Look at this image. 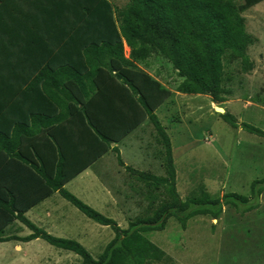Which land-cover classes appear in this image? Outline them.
Masks as SVG:
<instances>
[{
	"label": "trees",
	"instance_id": "trees-1",
	"mask_svg": "<svg viewBox=\"0 0 264 264\" xmlns=\"http://www.w3.org/2000/svg\"><path fill=\"white\" fill-rule=\"evenodd\" d=\"M29 1L0 0V242L41 238L80 255L81 264H151L167 255L147 234L164 230L169 219L186 229L196 216L218 219L225 206L256 207L251 197L264 192V177L253 181L250 197L231 192L212 198L199 185L182 199L172 141L156 111L177 92L219 103L232 96V63L239 61L246 73L254 68L248 50L255 41L244 12L264 0H128L121 8L110 0H36L40 9ZM158 57L180 78L174 91L147 70ZM223 116L239 126L230 113ZM147 119L164 147V155L156 151L164 175L125 166L117 147ZM110 150L150 202L127 228L65 189ZM56 192L113 229L98 258L78 240L52 235L27 217ZM16 222L33 233L5 236Z\"/></svg>",
	"mask_w": 264,
	"mask_h": 264
},
{
	"label": "rangeland",
	"instance_id": "rangeland-1",
	"mask_svg": "<svg viewBox=\"0 0 264 264\" xmlns=\"http://www.w3.org/2000/svg\"><path fill=\"white\" fill-rule=\"evenodd\" d=\"M127 1L123 0L122 3ZM244 16L246 29L255 41L248 50L254 68L246 73L242 71L239 61L232 63L228 69V86L233 92L232 96L219 103L207 95L178 92L156 111L172 141L178 192L182 199L199 185H205L212 198L231 192L250 197L253 181L264 177V136L250 132L243 125L250 124L264 130V1L245 11ZM155 60H160L161 64L174 71L172 64L165 58L158 57ZM155 60L154 64L159 67ZM164 82L175 90L180 78L174 73ZM217 107L233 115L239 126L234 127L227 122L224 113L217 111ZM149 126L152 127V133L146 128L144 133H138V137L136 135L120 144L123 158L130 165H137L145 157L146 164H151L147 165L148 170L164 175L165 168L161 160L164 147L156 142L159 135L151 121H148ZM158 149L163 154L162 157L156 155L154 161L152 151L156 153ZM111 155L118 166V155L115 152ZM127 174H130L129 171ZM136 181L140 183L137 178ZM138 185L141 186V183ZM131 192H135L134 198H128L124 203L118 204L117 198L114 205L108 200L99 202V210L117 221L122 228H127L130 221L150 205L147 198L143 200L135 191V187ZM56 195L63 204L53 207L52 199L51 209L57 207L63 212L67 216L65 221L62 217L52 220L37 216L35 212L44 209L43 205L32 209L27 217L52 235L78 240L94 258H98L114 238L113 229L96 223L66 198ZM167 196L166 193L158 199L163 202ZM250 203L256 207L247 210V206L243 205L225 206L218 219L210 216L193 217L186 229L173 218L169 219L164 230L147 234L167 255L162 262L151 264H264V192L259 199L252 196ZM157 206L159 204L155 203L153 208ZM32 233L31 228L16 222L7 228L5 236L15 234L25 237ZM81 262L80 255L52 246L41 238L30 242H0V264Z\"/></svg>",
	"mask_w": 264,
	"mask_h": 264
},
{
	"label": "crops",
	"instance_id": "crops-1",
	"mask_svg": "<svg viewBox=\"0 0 264 264\" xmlns=\"http://www.w3.org/2000/svg\"><path fill=\"white\" fill-rule=\"evenodd\" d=\"M110 1H112V3L116 8H121L124 5H126V3H122L123 0H110ZM26 3H28L29 5H34L37 9H40V7L43 8L36 0H30L29 2ZM107 25L109 27V23H107ZM124 51H125V56L129 57L131 50L126 44V42H124ZM153 60L155 59H152V62L149 68H147V70L152 76L156 77L163 84L169 87L164 82V80L171 78L174 75L175 71H172L171 69L169 70L168 66H166L165 64L164 67H162L161 65L162 62L160 60L159 61L155 60L159 64L158 67L156 66V64H154L155 62ZM13 87H16L15 82L12 84L10 91L12 90ZM148 121L149 119L142 122V124H140L136 129H134L122 142L117 144V147L120 150V156L122 157L125 166H132L140 171H150L147 169V165L149 166L151 164L149 163L146 164L143 153L142 155L144 157V160H139L138 161L139 164L137 165L136 164L130 165L123 158L124 157L122 152L123 149L120 147V144H122L124 141L130 138H135L136 135L138 137L139 136L138 133L139 132L144 133L146 128L150 133H152L150 131V128L152 127L150 126L148 127ZM112 146H115V144L113 143ZM113 152L115 151L110 150L108 153H106L97 161H95L86 170L78 174L75 178H73L65 185V189L68 192L76 195L82 201H84L85 203H87L88 205L92 206L97 210H99L100 209L99 207L101 206V204L99 203L100 200L101 201L108 200L109 203H113L114 205V201L116 200V198L118 200V204L120 202L121 203L126 202L128 198H134L135 192H131V191L134 189V187L140 188L141 186H138V184L140 183H137L136 178L131 177L132 175L131 173L126 175L127 171L125 170L124 166L120 165V163L118 164V166L115 165L114 158L111 155V153ZM152 152L154 156V161H156L158 155L156 156V153L154 151ZM115 153L117 154V152ZM132 161H134V159H132ZM56 194H59L62 197V195L59 192H56L52 196H50L49 198H47L46 200H44L43 202L37 205V206H41V205L45 206L44 209H38L35 212L37 216L47 217L52 220H58V217L60 218L62 217L64 221L67 219V216H65L63 212L59 211L57 207L55 209H51L52 206H50V202L52 201V199H54L53 207L58 206V204L60 205L63 204L61 202L60 197H58V195ZM56 198L59 200L57 201Z\"/></svg>",
	"mask_w": 264,
	"mask_h": 264
},
{
	"label": "water",
	"instance_id": "water-1",
	"mask_svg": "<svg viewBox=\"0 0 264 264\" xmlns=\"http://www.w3.org/2000/svg\"><path fill=\"white\" fill-rule=\"evenodd\" d=\"M216 110L219 112H222V113H224V111H225L223 108H218V107L216 108Z\"/></svg>",
	"mask_w": 264,
	"mask_h": 264
},
{
	"label": "clouds",
	"instance_id": "clouds-1",
	"mask_svg": "<svg viewBox=\"0 0 264 264\" xmlns=\"http://www.w3.org/2000/svg\"><path fill=\"white\" fill-rule=\"evenodd\" d=\"M180 93V92H179ZM184 94V93H183Z\"/></svg>",
	"mask_w": 264,
	"mask_h": 264
}]
</instances>
